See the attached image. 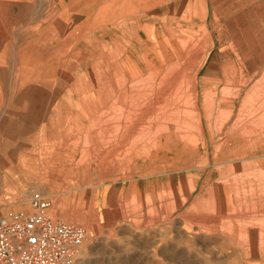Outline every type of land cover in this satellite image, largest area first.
Returning <instances> with one entry per match:
<instances>
[{
    "label": "rangeland",
    "instance_id": "374dc122",
    "mask_svg": "<svg viewBox=\"0 0 264 264\" xmlns=\"http://www.w3.org/2000/svg\"><path fill=\"white\" fill-rule=\"evenodd\" d=\"M34 194L75 264H264V0H0V219Z\"/></svg>",
    "mask_w": 264,
    "mask_h": 264
},
{
    "label": "built area",
    "instance_id": "2783aa9c",
    "mask_svg": "<svg viewBox=\"0 0 264 264\" xmlns=\"http://www.w3.org/2000/svg\"><path fill=\"white\" fill-rule=\"evenodd\" d=\"M31 208L30 215L0 219V264H75L86 229L50 219L51 203L41 194L32 196Z\"/></svg>",
    "mask_w": 264,
    "mask_h": 264
}]
</instances>
